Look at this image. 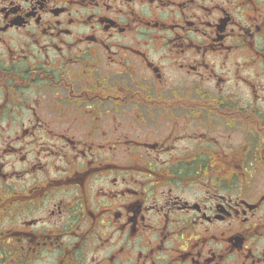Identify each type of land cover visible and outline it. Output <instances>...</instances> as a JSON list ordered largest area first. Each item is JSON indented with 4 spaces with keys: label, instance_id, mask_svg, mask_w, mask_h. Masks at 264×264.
Masks as SVG:
<instances>
[{
    "label": "flooded vegetation",
    "instance_id": "af4514ba",
    "mask_svg": "<svg viewBox=\"0 0 264 264\" xmlns=\"http://www.w3.org/2000/svg\"><path fill=\"white\" fill-rule=\"evenodd\" d=\"M0 264H264V0H0Z\"/></svg>",
    "mask_w": 264,
    "mask_h": 264
}]
</instances>
